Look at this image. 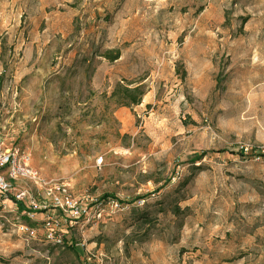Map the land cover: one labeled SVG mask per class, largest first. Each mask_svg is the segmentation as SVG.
Returning <instances> with one entry per match:
<instances>
[{
  "label": "rangeland",
  "instance_id": "374dc122",
  "mask_svg": "<svg viewBox=\"0 0 264 264\" xmlns=\"http://www.w3.org/2000/svg\"><path fill=\"white\" fill-rule=\"evenodd\" d=\"M0 131L119 207L0 264H264V0H0Z\"/></svg>",
  "mask_w": 264,
  "mask_h": 264
},
{
  "label": "built area",
  "instance_id": "2783aa9c",
  "mask_svg": "<svg viewBox=\"0 0 264 264\" xmlns=\"http://www.w3.org/2000/svg\"><path fill=\"white\" fill-rule=\"evenodd\" d=\"M11 203L25 221L15 228L18 236L27 243L42 239L54 245H68L78 250L83 243L74 244L70 238L65 242L63 233L67 225L79 221L89 224L103 219L108 206L119 208L112 201L95 200L75 194L71 184L46 178L34 165L32 155L26 150L6 143L0 131V207ZM45 218L39 219V216ZM91 264V258L85 261Z\"/></svg>",
  "mask_w": 264,
  "mask_h": 264
},
{
  "label": "trees",
  "instance_id": "16d2710c",
  "mask_svg": "<svg viewBox=\"0 0 264 264\" xmlns=\"http://www.w3.org/2000/svg\"><path fill=\"white\" fill-rule=\"evenodd\" d=\"M119 57H116L114 58V60H117ZM125 92L128 94V95H133V94H138L139 96H135L133 98V100H125V102H123V105L124 106H131V105H138L141 103V92L139 90V88H136L134 90H131V89H126ZM108 201V199H102V201ZM71 248V247H70Z\"/></svg>",
  "mask_w": 264,
  "mask_h": 264
}]
</instances>
